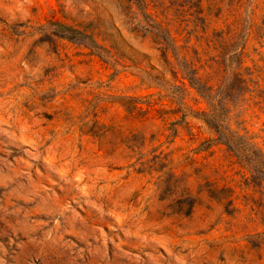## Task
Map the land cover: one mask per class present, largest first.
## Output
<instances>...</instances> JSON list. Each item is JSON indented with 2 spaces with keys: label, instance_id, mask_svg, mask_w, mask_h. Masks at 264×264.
<instances>
[{
  "label": "rangeland",
  "instance_id": "obj_1",
  "mask_svg": "<svg viewBox=\"0 0 264 264\" xmlns=\"http://www.w3.org/2000/svg\"><path fill=\"white\" fill-rule=\"evenodd\" d=\"M0 264H264V0H0Z\"/></svg>",
  "mask_w": 264,
  "mask_h": 264
},
{
  "label": "trees",
  "instance_id": "obj_2",
  "mask_svg": "<svg viewBox=\"0 0 264 264\" xmlns=\"http://www.w3.org/2000/svg\"><path fill=\"white\" fill-rule=\"evenodd\" d=\"M219 124V123H218ZM217 124V126H218ZM218 128V127H217ZM219 141L224 142L225 144L229 145V147H231V141L225 136L223 135L221 132L219 133V136L217 138Z\"/></svg>",
  "mask_w": 264,
  "mask_h": 264
}]
</instances>
